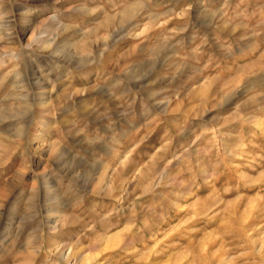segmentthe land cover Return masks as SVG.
<instances>
[{"label": "rangeland", "instance_id": "obj_1", "mask_svg": "<svg viewBox=\"0 0 264 264\" xmlns=\"http://www.w3.org/2000/svg\"><path fill=\"white\" fill-rule=\"evenodd\" d=\"M0 264H264V0H0Z\"/></svg>", "mask_w": 264, "mask_h": 264}, {"label": "bare ground", "instance_id": "obj_2", "mask_svg": "<svg viewBox=\"0 0 264 264\" xmlns=\"http://www.w3.org/2000/svg\"><path fill=\"white\" fill-rule=\"evenodd\" d=\"M68 257V255H66L65 259Z\"/></svg>", "mask_w": 264, "mask_h": 264}]
</instances>
